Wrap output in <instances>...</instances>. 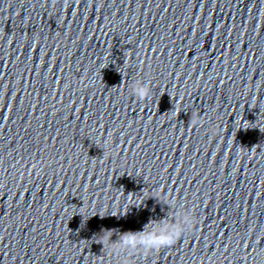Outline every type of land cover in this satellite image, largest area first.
<instances>
[{
	"label": "water",
	"instance_id": "water-1",
	"mask_svg": "<svg viewBox=\"0 0 264 264\" xmlns=\"http://www.w3.org/2000/svg\"><path fill=\"white\" fill-rule=\"evenodd\" d=\"M0 264H264V0H0Z\"/></svg>",
	"mask_w": 264,
	"mask_h": 264
},
{
	"label": "clouds",
	"instance_id": "clouds-1",
	"mask_svg": "<svg viewBox=\"0 0 264 264\" xmlns=\"http://www.w3.org/2000/svg\"><path fill=\"white\" fill-rule=\"evenodd\" d=\"M33 39L38 40L39 36H34ZM132 93L140 100H144L150 96L151 88L147 83L137 81L132 87ZM191 123L194 125L201 123L195 113L192 114ZM164 202L172 209L168 217L149 220L140 230L120 232L116 239H113L115 230L104 229L98 235L99 242L108 251L117 254L138 251L150 254L174 245L192 229L195 221L191 210H185L184 205L174 198H165Z\"/></svg>",
	"mask_w": 264,
	"mask_h": 264
}]
</instances>
